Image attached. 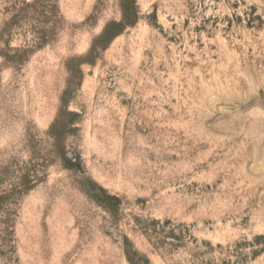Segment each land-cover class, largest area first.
Returning <instances> with one entry per match:
<instances>
[{
    "label": "rangeland",
    "instance_id": "rangeland-1",
    "mask_svg": "<svg viewBox=\"0 0 264 264\" xmlns=\"http://www.w3.org/2000/svg\"><path fill=\"white\" fill-rule=\"evenodd\" d=\"M0 264H264V0H0Z\"/></svg>",
    "mask_w": 264,
    "mask_h": 264
}]
</instances>
